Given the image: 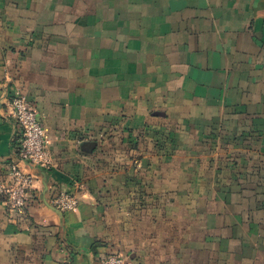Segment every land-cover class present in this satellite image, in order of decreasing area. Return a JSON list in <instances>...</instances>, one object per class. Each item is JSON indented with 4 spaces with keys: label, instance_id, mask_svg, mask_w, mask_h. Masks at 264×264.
Segmentation results:
<instances>
[{
    "label": "crops",
    "instance_id": "crops-1",
    "mask_svg": "<svg viewBox=\"0 0 264 264\" xmlns=\"http://www.w3.org/2000/svg\"><path fill=\"white\" fill-rule=\"evenodd\" d=\"M17 91L54 166L0 264H264V0H0V180Z\"/></svg>",
    "mask_w": 264,
    "mask_h": 264
},
{
    "label": "built area",
    "instance_id": "built-area-1",
    "mask_svg": "<svg viewBox=\"0 0 264 264\" xmlns=\"http://www.w3.org/2000/svg\"><path fill=\"white\" fill-rule=\"evenodd\" d=\"M9 108L19 127L16 139L17 154L0 180V201L13 218L14 215L26 214L30 195L34 193L35 188L34 175L25 170L23 164L49 170L54 166V162L49 135L27 96L17 91L9 100ZM79 205L78 194L71 192H60L52 200V206L65 213L77 211ZM101 264H127V256L122 252L113 253L104 258Z\"/></svg>",
    "mask_w": 264,
    "mask_h": 264
}]
</instances>
